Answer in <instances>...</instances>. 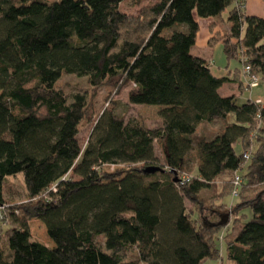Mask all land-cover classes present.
<instances>
[{"label":"trees","instance_id":"trees-1","mask_svg":"<svg viewBox=\"0 0 264 264\" xmlns=\"http://www.w3.org/2000/svg\"><path fill=\"white\" fill-rule=\"evenodd\" d=\"M122 2L0 0V264H204L221 259L220 234L230 264H264V101L221 97L228 80L191 55L193 14L219 24L233 5L208 44L264 86V19L238 0H157L137 16ZM63 75L132 84L128 103L157 107L154 126L118 104L95 113L86 92L58 87ZM17 175L26 200L11 203Z\"/></svg>","mask_w":264,"mask_h":264},{"label":"rangeland","instance_id":"rangeland-1","mask_svg":"<svg viewBox=\"0 0 264 264\" xmlns=\"http://www.w3.org/2000/svg\"><path fill=\"white\" fill-rule=\"evenodd\" d=\"M48 1L59 2L60 0H48ZM245 1L246 0L239 1V5L241 4L242 5L241 7L244 8V10H245ZM156 2L157 0H123V2L120 4L119 7H120V10L123 11L124 13L137 16L140 13V10L142 8L149 7ZM232 8H233V5L229 7L228 9H226L220 16V27L222 28L223 31L225 30L226 26H228L227 19H228L229 12ZM226 32H228V30ZM216 48L218 49V52L214 55L213 61L211 62V65L213 66L215 73L217 69L224 68V65H226V62H227L225 60L226 58H224L222 54V46L218 45ZM218 53L220 54V58L222 60H219ZM229 68L233 72L234 69L241 70V65L239 62L233 60L229 62ZM57 85L59 88L63 89L66 92H69L71 90H76V91L81 90V91L86 92L88 95V106L91 110L93 109L95 113L100 111L102 108L108 107V105L111 107L113 105L117 106L118 104L119 105L118 107L121 110L128 112L126 113V115L137 117L138 120L146 127L154 126L157 120V115H156L157 109H158L157 107L145 106V105L131 106L128 103L129 93L134 89V86L130 83L124 82V80H119L117 83L115 82L106 83L98 88H92L85 78H77V77L70 76V75H63ZM250 90H252V94L256 93L255 95L257 97H255V101H258V100L264 101V86L261 81H259V84L256 88H252ZM110 100H112V103H110ZM241 103L242 101L238 99V104H241ZM229 121L233 122L234 117L231 116L229 118ZM216 126L217 124L210 125L209 128L205 126V130L208 131L210 127L215 128ZM89 131H90L89 128L83 129L81 131V134H80L81 144H84L86 142ZM129 169H130V166L128 165L118 166V167H113V166L103 167V170L108 173H113L115 171L125 172V171H128ZM191 175H194L193 171ZM3 193H4L5 199L11 203H21L25 201L26 195L24 191V183H23L22 175H17L15 177H7L6 182L4 184ZM237 193H238V189L235 188L233 192L234 199L232 198V196H228L224 198V202L228 206V208H226L225 210L228 211L230 208L229 206H231L233 203L236 202ZM185 204L189 210L193 208L192 204H190L188 201H185ZM213 207L217 209L215 206ZM207 213L205 212L206 216L208 215ZM230 226L231 228H225V230L228 231V233L231 232L233 229V222L231 223ZM222 231H224V229ZM31 233H32V238L35 241H38L48 247L53 246V243L48 238L45 228L42 226L41 223L33 222L31 225ZM220 235H219L218 245H220L219 247H220L221 259L207 261L204 264H230L228 260L226 259L225 255L222 254L223 253V240L221 238L222 234Z\"/></svg>","mask_w":264,"mask_h":264},{"label":"crops","instance_id":"crops-1","mask_svg":"<svg viewBox=\"0 0 264 264\" xmlns=\"http://www.w3.org/2000/svg\"><path fill=\"white\" fill-rule=\"evenodd\" d=\"M245 13L248 16H256L264 19V2L262 0L261 1L246 0ZM193 17L198 24V32L196 36L195 45L191 49V55L193 57L204 59L211 63L213 61L214 55L218 52V49L216 47L218 45H221V43L218 42L213 47H210L208 41L213 37H217L218 35L223 36L228 30L229 25L226 26L225 30L223 31L222 28L220 27V22L218 24L215 21V19L212 18L201 19L198 18L195 13L193 14ZM222 54H223V48H222ZM218 58L219 60H222L220 58L219 53H218ZM235 70L238 69H234L232 72L229 68V62H226L224 68L217 69L215 73L214 68L211 65V72L213 73V75H215L216 77H225L228 80L219 88L218 90L219 95L221 97L234 96L237 98V100L240 99L242 103L248 100L255 101V97H257L255 95L256 93L252 94V90L248 88L246 77L243 75L241 70L239 75L234 74ZM215 128L210 127V129H214V130Z\"/></svg>","mask_w":264,"mask_h":264},{"label":"built area","instance_id":"built-area-1","mask_svg":"<svg viewBox=\"0 0 264 264\" xmlns=\"http://www.w3.org/2000/svg\"><path fill=\"white\" fill-rule=\"evenodd\" d=\"M238 1H243V0H238ZM242 73L247 79L248 88L252 89V88H256L258 86L260 78H259L258 75L251 73L249 67H247V66L243 67ZM255 103L257 105H262V101H260V100L255 101ZM189 181H190V177L186 176V175H183V176L180 177V179L178 181V184L180 186H184ZM235 181H236L235 185H237L238 178H236ZM4 211H5V206L4 205H0V226H2L4 224Z\"/></svg>","mask_w":264,"mask_h":264},{"label":"water","instance_id":"water-1","mask_svg":"<svg viewBox=\"0 0 264 264\" xmlns=\"http://www.w3.org/2000/svg\"><path fill=\"white\" fill-rule=\"evenodd\" d=\"M157 170H159V168H147L146 170H145V172H155V171H157ZM175 182H176V180H175Z\"/></svg>","mask_w":264,"mask_h":264}]
</instances>
